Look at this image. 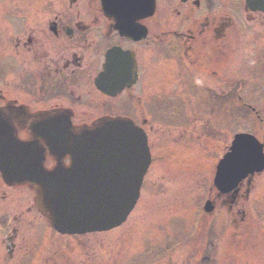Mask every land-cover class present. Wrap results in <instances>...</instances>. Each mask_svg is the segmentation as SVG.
<instances>
[{"label":"flooded vegetation","instance_id":"obj_1","mask_svg":"<svg viewBox=\"0 0 264 264\" xmlns=\"http://www.w3.org/2000/svg\"><path fill=\"white\" fill-rule=\"evenodd\" d=\"M160 2L155 0V11L138 20L137 28L124 32L115 27L113 12L101 10L99 0L0 4V115L8 118L4 121L10 129L41 148L46 141L33 132L40 133L48 122L66 121L78 128L101 117L123 116L142 127L150 142V134L160 131L165 116L190 115L193 100L207 99L220 114L231 115L234 124L226 136L224 129L220 131V157L240 132L253 135L264 155V59H259L264 38H258L253 28L257 20H264V12L244 6L241 11L231 0H175L172 16L164 18ZM240 39L246 59L236 55L225 59L231 48L239 49ZM189 68L201 88L190 90L185 84ZM250 145L239 144L234 169L241 158L255 153V145ZM43 153L42 164L53 165ZM263 181L264 168L247 174L235 188L216 190L208 197L214 211L230 214L232 228H241V235L247 226L257 227L253 202L264 201V188L251 192ZM31 192L25 185H9L0 174V209L13 207L17 200L31 212ZM22 215L10 216L8 230L0 218V243L8 255L4 259L19 248Z\"/></svg>","mask_w":264,"mask_h":264},{"label":"rangeland","instance_id":"obj_2","mask_svg":"<svg viewBox=\"0 0 264 264\" xmlns=\"http://www.w3.org/2000/svg\"><path fill=\"white\" fill-rule=\"evenodd\" d=\"M174 5L175 0H161L159 12L164 18L171 17L169 11ZM231 5L237 6V0H231ZM255 25L257 37L264 38V20H257ZM230 31L237 38L233 27ZM242 44L240 39L238 50L228 49L225 59L234 55L246 59ZM185 76L190 90L201 88L192 68ZM208 104L213 105L211 111L194 110ZM215 107L207 99L198 105L193 102L192 114L171 113L167 118L166 122L178 125L177 129L169 127L150 134L153 163L145 176L141 197L128 220L115 229L61 236L38 218L35 208L26 212V206L17 200L13 207L0 209L1 219L8 214H23L19 223L24 235L27 229L31 234L29 240L25 236L19 241L14 259L0 264H202L200 257L207 254L210 264H264V228L258 229L257 235L256 229L247 226L241 235V228H232L226 210L217 209L211 215L202 210L206 198L214 194L212 172L220 156L219 134L230 124V115L220 114ZM260 186L264 187V181ZM260 186L256 183L251 195ZM253 205L264 210V201L255 200ZM234 219L239 217L235 214ZM205 236L207 243H213V252L204 247ZM3 251L0 243V258Z\"/></svg>","mask_w":264,"mask_h":264},{"label":"water","instance_id":"obj_3","mask_svg":"<svg viewBox=\"0 0 264 264\" xmlns=\"http://www.w3.org/2000/svg\"><path fill=\"white\" fill-rule=\"evenodd\" d=\"M102 1L117 11L124 5H130L135 11L143 9L151 12L154 6L153 0ZM247 4L253 10L259 8L264 11L261 0H247ZM3 129L6 131L5 127L1 128V133ZM62 132L64 136L57 138L56 145L63 152L62 155H70V165H59L41 178L26 179L36 185L39 210L60 233L80 234L118 226L133 208L150 162L145 134L119 117L104 120L76 133L69 134L66 129ZM0 151L3 177L9 183L15 182L17 174L11 161H8L7 147V154L2 144ZM230 157L228 155L217 166L214 181L220 189L238 180L225 176L231 166L228 161ZM251 164L241 161L240 167H256Z\"/></svg>","mask_w":264,"mask_h":264}]
</instances>
